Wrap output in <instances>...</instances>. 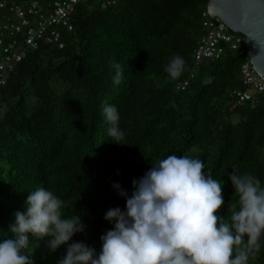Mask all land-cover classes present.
I'll use <instances>...</instances> for the list:
<instances>
[{"label":"trees","instance_id":"1","mask_svg":"<svg viewBox=\"0 0 264 264\" xmlns=\"http://www.w3.org/2000/svg\"><path fill=\"white\" fill-rule=\"evenodd\" d=\"M209 0H96L77 6L73 29L63 30L64 47L41 43L0 84V238L27 191L50 188L63 201L62 215L77 213L85 225L73 239L99 251L100 235L112 224L110 207L125 205L112 187L132 189L150 163L171 154L204 161L222 182L237 169L264 186V94L232 107L243 88V55L226 48L220 58L196 66L193 51L204 30ZM5 12L0 9V19ZM174 54L185 60L179 77L165 65ZM123 70L113 83V65ZM194 76L191 77V74ZM189 79L185 90L177 84ZM102 103L115 104L121 143L107 136ZM227 220L237 197L224 184ZM34 264H55L44 240L30 237ZM249 264H264V243Z\"/></svg>","mask_w":264,"mask_h":264},{"label":"clouds","instance_id":"2","mask_svg":"<svg viewBox=\"0 0 264 264\" xmlns=\"http://www.w3.org/2000/svg\"><path fill=\"white\" fill-rule=\"evenodd\" d=\"M113 83L123 70L113 65ZM185 69L184 57L174 54L165 65L169 78ZM107 136L121 143L123 130L115 104L102 103ZM138 178L129 192L117 181L112 187L125 205L104 213L112 227L100 235V249L73 239L85 230L77 213L62 215L64 201L50 188L27 191L24 210H17L0 238V264H34L30 237L44 240L49 254L65 251L55 264H249L264 243V186L259 178L237 169L227 181L213 178L200 158L168 154ZM230 183L237 199L228 205L226 220L218 212L225 204L224 184Z\"/></svg>","mask_w":264,"mask_h":264},{"label":"built area","instance_id":"3","mask_svg":"<svg viewBox=\"0 0 264 264\" xmlns=\"http://www.w3.org/2000/svg\"><path fill=\"white\" fill-rule=\"evenodd\" d=\"M94 0H0L5 16L0 19V84L21 62L28 51L36 50L41 43L64 47L63 30L73 29L72 15L77 6ZM110 5L112 0H96ZM203 34L193 51L196 66L209 59L220 58L226 48L244 56L240 65L243 88L233 91L232 107L255 101L264 94V77L254 68L244 46L245 37L226 26L220 17L206 10L202 13ZM194 73L191 74V77ZM189 79L179 82L177 89L185 90Z\"/></svg>","mask_w":264,"mask_h":264},{"label":"water","instance_id":"4","mask_svg":"<svg viewBox=\"0 0 264 264\" xmlns=\"http://www.w3.org/2000/svg\"><path fill=\"white\" fill-rule=\"evenodd\" d=\"M207 11L245 37L252 68L264 77V0H209Z\"/></svg>","mask_w":264,"mask_h":264}]
</instances>
